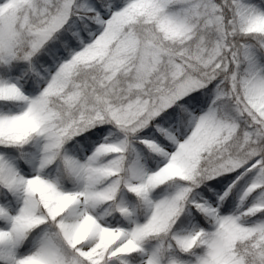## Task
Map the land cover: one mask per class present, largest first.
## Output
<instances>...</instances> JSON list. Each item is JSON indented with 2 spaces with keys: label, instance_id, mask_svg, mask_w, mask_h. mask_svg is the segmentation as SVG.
Masks as SVG:
<instances>
[{
  "label": "snow or ice",
  "instance_id": "6c2138e0",
  "mask_svg": "<svg viewBox=\"0 0 264 264\" xmlns=\"http://www.w3.org/2000/svg\"><path fill=\"white\" fill-rule=\"evenodd\" d=\"M0 264H264V0H0Z\"/></svg>",
  "mask_w": 264,
  "mask_h": 264
}]
</instances>
